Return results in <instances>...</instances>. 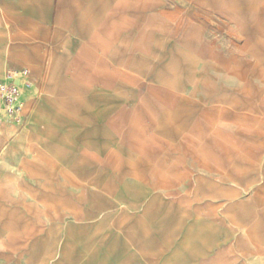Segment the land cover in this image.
Instances as JSON below:
<instances>
[{
	"label": "rangeland",
	"instance_id": "rangeland-1",
	"mask_svg": "<svg viewBox=\"0 0 264 264\" xmlns=\"http://www.w3.org/2000/svg\"><path fill=\"white\" fill-rule=\"evenodd\" d=\"M77 2L63 36L34 27L5 53L43 89L58 60L31 139L67 206L26 194L46 205L38 264H264V0ZM1 110L0 184L22 196L28 117L10 127ZM31 150L22 168L47 178ZM160 222L170 243L155 255Z\"/></svg>",
	"mask_w": 264,
	"mask_h": 264
},
{
	"label": "crops",
	"instance_id": "crops-1",
	"mask_svg": "<svg viewBox=\"0 0 264 264\" xmlns=\"http://www.w3.org/2000/svg\"><path fill=\"white\" fill-rule=\"evenodd\" d=\"M52 6L55 10L51 17L50 8ZM77 8V0H55L54 5L52 0H0V62L7 63L8 69H26L16 66L5 56L9 49V43L16 44V40L13 41L12 39L18 36L15 33L28 32L36 27L38 31L39 29L42 32L47 31V40L52 38L53 32L63 36L65 31L71 27V21L78 12ZM77 53L82 54L83 51L78 50ZM57 61L54 64L53 77L44 89L43 83L39 86L38 82L30 75L34 89L23 93L24 95L29 93V96L24 98L25 108L23 110V115L25 118L28 117V122L22 130L20 129L21 132L15 143H27L26 149L29 157H23L18 166L20 178L17 187L22 196L17 193L15 195L10 194L12 185L0 184V264H38L39 260L42 261L38 257V250L34 248L35 245L32 241L39 238V234L34 236V232L41 229L39 219L42 221L46 205L43 202L41 204L38 201H28L29 196L40 195L45 197L51 203L49 208L55 209V213H59L60 207L67 206L62 201L54 199L55 193L46 190V184L54 181L57 177V167L41 145L31 139L39 125L45 124L42 113L49 103L51 89L53 86L55 87ZM74 61L76 62L73 60L70 63L72 66H74ZM2 78L0 77V79ZM46 90L48 93L42 98ZM32 145L40 151L42 157L40 160H36L33 165L50 174L47 178L31 176L21 166L22 163H27L33 158L35 151L31 150ZM128 171L129 175L137 179L143 175L140 170L135 168H129ZM30 181L41 183V189L30 186ZM71 213L77 215L75 210H72ZM155 227L157 229L152 225L154 228L152 229V242H156V246L152 250L153 253H156L155 255H159L163 251L161 246H166L170 240L167 242L168 233L164 231L162 222L156 224Z\"/></svg>",
	"mask_w": 264,
	"mask_h": 264
},
{
	"label": "built area",
	"instance_id": "built-area-1",
	"mask_svg": "<svg viewBox=\"0 0 264 264\" xmlns=\"http://www.w3.org/2000/svg\"><path fill=\"white\" fill-rule=\"evenodd\" d=\"M34 83L27 69H10L0 79L1 115L6 118L8 125L19 127L24 122L19 98L23 93L32 91Z\"/></svg>",
	"mask_w": 264,
	"mask_h": 264
}]
</instances>
